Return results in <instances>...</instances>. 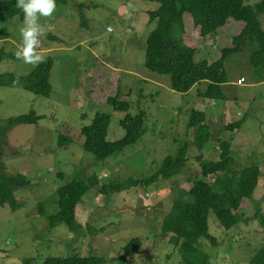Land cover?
<instances>
[{
  "label": "rangeland",
  "instance_id": "obj_1",
  "mask_svg": "<svg viewBox=\"0 0 264 264\" xmlns=\"http://www.w3.org/2000/svg\"><path fill=\"white\" fill-rule=\"evenodd\" d=\"M243 1L252 5L259 0ZM157 7V2L148 0H64L50 18L39 21L46 34L36 53L52 59L49 96L0 86V128L11 117L30 112L40 117L34 124L9 128L0 138L4 172L21 174L28 181L27 186L13 191L18 208L0 205V264H23L26 258L33 259L31 264H42L48 257L71 254L98 256L104 264H118L123 247L133 238L140 239V250L123 264H181L177 248L169 242L170 234H162L163 218L177 193L189 189L200 176L197 156L204 163L218 161L219 143L225 140L229 141L232 174L238 177L242 169L257 166L259 177L253 201H242L235 225L224 229L209 213L208 232L216 246L201 239L199 247L209 256V264H253L254 254L264 246V231L254 217L256 208L264 217V82H260L264 76L254 73L250 64L256 44L225 59L223 98L203 97L205 81L186 93L175 92L168 75L150 72L143 65L145 41L155 26V21L149 22L148 12ZM258 18L264 31V15ZM22 20L13 16L0 21V52L4 54L0 74L24 76L42 60L25 64L14 56ZM183 23L196 46L195 61L208 63L220 58L236 25L229 19L225 26L201 38L189 14L184 13ZM95 67L117 71L118 80L115 83L112 78L93 100L88 92L100 72L94 73ZM115 92L129 103L127 113L113 110L104 101ZM191 110L203 112L211 133L199 149L196 129L187 127ZM139 111L144 113V132L135 143L104 160L83 150L81 128L96 113L109 115L106 140L116 141L124 135L120 120ZM235 121H239L236 129H225V122ZM185 144L186 162L179 174L140 182ZM73 180L91 185L75 209V222L82 227L78 233L64 224L50 226L48 220L57 210L56 188ZM128 180L137 184H128ZM110 183L126 188L99 192L100 186Z\"/></svg>",
  "mask_w": 264,
  "mask_h": 264
},
{
  "label": "trees",
  "instance_id": "obj_2",
  "mask_svg": "<svg viewBox=\"0 0 264 264\" xmlns=\"http://www.w3.org/2000/svg\"><path fill=\"white\" fill-rule=\"evenodd\" d=\"M64 0H55L56 5ZM158 3L154 11H149V22L155 21L154 28L145 41L144 67L158 75H168L170 88L178 93L188 92L195 84L205 81L207 86L202 93L208 99H221L222 85L226 83L224 61L243 50L246 45L256 44V49L250 54V64L254 73L264 76V31L258 16L264 15V0L247 5L243 0H148ZM16 0H0V21H6L13 16L23 17L22 12L15 6ZM83 4L78 7L80 10ZM190 15L196 34L201 38L207 37L226 25L229 19L235 25L234 35L225 40L226 45L221 49L220 58L208 63L206 60L195 61L196 46L192 44L183 23V15ZM4 54L0 52V58ZM12 57V55H8ZM52 59L45 57L32 71L24 76L0 74V86L21 87L24 90L41 97L50 94L51 86L49 74ZM100 70L95 67L94 73ZM105 76V77H102ZM114 78L116 83L118 73L115 70L104 69L96 75V81L88 92L89 98H97L102 88H106ZM97 85H100L98 88ZM119 91L118 87L116 92ZM115 92V93H116ZM94 100V99H93ZM105 102L113 110L127 113L129 103L118 98L117 93L106 97ZM33 112L8 118L0 128V138L5 137L6 131L20 124H34L39 120ZM109 115L96 113L91 123L81 128L84 138L82 148L92 154L97 160L118 153L128 145L135 143L143 134L144 113L136 115L126 114L119 122L124 135L116 141L106 140L109 126ZM226 130H233L239 122L227 123ZM188 128H194L197 148L211 137L209 126L204 123L201 111L191 110ZM60 142H64V138ZM187 145L180 146L173 156L163 159L160 167L149 178L140 180L149 183L157 178L167 180L179 174L186 162ZM229 141L219 143V160L216 162H202L199 159V174L196 182L189 189L180 190L174 197L170 210L163 218L162 234H170L169 242L177 248L181 264H209V256L199 247V240L203 239L216 246L215 238L208 232V215L214 214L219 225L228 229L239 219V211L243 208L244 199L252 200V193L259 177L257 166H250L240 171L239 176L232 174L229 156ZM1 158V148H0ZM209 176L213 177L210 181ZM128 184H137L128 180ZM28 185V181L21 174L9 175L4 172L0 160V205L7 203L12 210L18 208L14 200L13 191ZM98 185V182H97ZM95 185V186H97ZM94 186V187H95ZM89 182L70 181L56 188V213L49 216V225L64 224L72 233H78L81 225L75 222V209L82 196L90 189ZM126 188L123 184H106L99 187V192H120ZM243 201V202H242ZM253 201V200H252ZM251 201V202H252ZM251 202L247 204L250 205ZM257 206L256 204H254ZM264 231V217L256 208L254 213ZM139 238L130 239L123 247V255L118 264H123L126 257H131L140 250ZM32 258L23 260V264H31ZM98 256H52L46 258L42 264H104ZM253 264H264V246L252 258Z\"/></svg>",
  "mask_w": 264,
  "mask_h": 264
},
{
  "label": "clouds",
  "instance_id": "obj_3",
  "mask_svg": "<svg viewBox=\"0 0 264 264\" xmlns=\"http://www.w3.org/2000/svg\"><path fill=\"white\" fill-rule=\"evenodd\" d=\"M15 6L22 12L23 20L17 27L20 43L14 56L25 64L38 63L42 57L36 49L46 34L39 21L52 16L56 8L55 0H16Z\"/></svg>",
  "mask_w": 264,
  "mask_h": 264
},
{
  "label": "crops",
  "instance_id": "obj_4",
  "mask_svg": "<svg viewBox=\"0 0 264 264\" xmlns=\"http://www.w3.org/2000/svg\"><path fill=\"white\" fill-rule=\"evenodd\" d=\"M260 82H264V78L263 79H260ZM225 124H227V123L225 122Z\"/></svg>",
  "mask_w": 264,
  "mask_h": 264
}]
</instances>
